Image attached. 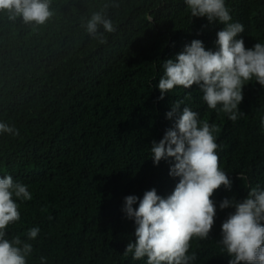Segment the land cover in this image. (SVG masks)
Returning <instances> with one entry per match:
<instances>
[{
    "label": "trees",
    "instance_id": "1",
    "mask_svg": "<svg viewBox=\"0 0 264 264\" xmlns=\"http://www.w3.org/2000/svg\"><path fill=\"white\" fill-rule=\"evenodd\" d=\"M225 4L230 23L244 26L237 38L246 48L264 43V0ZM51 10L43 25L0 12V122L19 131L0 134V178L11 175L32 194L13 196L21 218L6 238L33 246L27 264H41V257L46 264H147V257L125 254L136 224L122 211L124 198L142 199L153 188L165 198L173 192L174 160L156 166L151 143L173 126L166 114L183 101L181 109L219 128L220 168L233 181L212 197L215 225L207 239L190 242L188 255L196 256L190 264H229L220 240L234 208L219 206L224 198L242 201L253 187L264 190V86L247 82L235 122L221 105L209 108L198 85L177 86L163 100L157 87L164 61L193 40L218 50L225 25L193 17L185 0H51ZM96 12L116 28L101 27L106 43L86 31ZM34 227L40 232L30 239Z\"/></svg>",
    "mask_w": 264,
    "mask_h": 264
},
{
    "label": "clouds",
    "instance_id": "2",
    "mask_svg": "<svg viewBox=\"0 0 264 264\" xmlns=\"http://www.w3.org/2000/svg\"><path fill=\"white\" fill-rule=\"evenodd\" d=\"M193 17H207L210 22L224 24L217 33L218 50L205 48L201 40H193L174 59L164 61L165 75L158 81L163 100L177 86L191 89L198 85L203 100L211 109L221 105V111L235 122L241 113L239 105L244 99L247 82L255 79L264 86V43L246 48L244 40L237 37L244 32L241 23H230L232 17L225 0H185ZM6 11L10 21L22 18L25 24L47 23L55 13L51 0H0V12ZM146 19L153 21L148 15ZM87 33L100 43L107 40L100 31L108 33L116 28L102 12L94 13L86 24ZM183 101H177L166 115L173 126L165 131L159 142L153 140L152 159L156 166L162 160L172 158L170 175L178 177L173 192L166 198L155 188L144 193L143 198L128 195L122 208L126 218L136 224L135 242H130L125 254L133 253V259L147 257V264H190L195 253L188 255L194 237L207 239L215 225L217 208L212 199L224 186L231 190L233 181L220 168L214 133L219 128L208 121H201L198 113L189 107L181 109ZM264 123V122H262ZM19 135V131L0 122V134ZM240 179L245 177L241 174ZM13 196L31 200L28 187L14 182L11 175L0 178V264H27L33 251L30 243L19 237L6 238L7 227L20 220L18 203ZM138 203V207H134ZM220 209L234 208L222 223V240L231 257L229 264H264V190L253 187L242 201L224 198ZM38 227L28 232L35 239ZM41 264L46 258L41 257Z\"/></svg>",
    "mask_w": 264,
    "mask_h": 264
}]
</instances>
